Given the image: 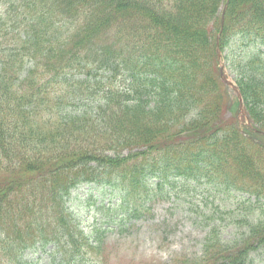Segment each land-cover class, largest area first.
I'll return each instance as SVG.
<instances>
[{"label":"trees","instance_id":"obj_1","mask_svg":"<svg viewBox=\"0 0 264 264\" xmlns=\"http://www.w3.org/2000/svg\"><path fill=\"white\" fill-rule=\"evenodd\" d=\"M226 3L221 50L236 36L263 44L264 0H0V264L40 238L55 264H108L100 230L91 241L67 207L83 183L118 184L131 218L153 178L264 198V64L252 55L256 72L239 80L261 131L246 135L238 111L223 120ZM64 89L63 103L94 97L96 111L63 115ZM262 246L260 219L235 243L212 231L201 256L176 264H248Z\"/></svg>","mask_w":264,"mask_h":264},{"label":"rangeland","instance_id":"obj_2","mask_svg":"<svg viewBox=\"0 0 264 264\" xmlns=\"http://www.w3.org/2000/svg\"><path fill=\"white\" fill-rule=\"evenodd\" d=\"M222 8L217 17L222 14ZM252 55L264 62V43L242 41L239 36L230 38L221 53L225 57L222 65L226 79L241 80L242 76L256 72L253 64H249ZM121 80L118 78L116 84L120 85ZM66 93L67 89L58 91L63 115L96 111L94 97L70 100L72 97L68 96V101L63 103L62 96ZM261 109L264 110V105ZM223 120L233 123L228 114H224ZM169 187L167 198L156 197L149 201L144 214L138 218L129 219L115 210L121 198L118 189L96 185H81L75 189L67 200V207L87 234L94 235L97 229H102L108 264H172L180 257L193 258L202 253L203 243L212 231L219 234L222 242L235 243L248 230L247 225L240 222L243 215H251L254 211L257 221L264 216V198L256 203L255 196L229 193L209 183L208 178L174 180ZM40 241L44 240L40 238L37 245L27 248L17 264H55L61 259L53 244L45 246ZM259 252L252 255L254 264H264V251ZM90 262L95 264L92 259Z\"/></svg>","mask_w":264,"mask_h":264}]
</instances>
